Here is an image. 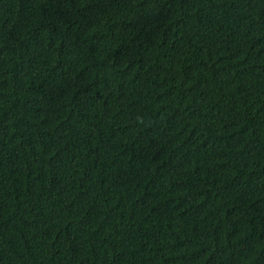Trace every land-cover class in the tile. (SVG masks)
Returning a JSON list of instances; mask_svg holds the SVG:
<instances>
[{
    "label": "trees",
    "instance_id": "16d2710c",
    "mask_svg": "<svg viewBox=\"0 0 264 264\" xmlns=\"http://www.w3.org/2000/svg\"><path fill=\"white\" fill-rule=\"evenodd\" d=\"M0 264H264V0H0Z\"/></svg>",
    "mask_w": 264,
    "mask_h": 264
}]
</instances>
